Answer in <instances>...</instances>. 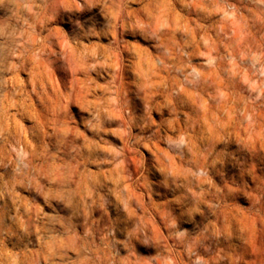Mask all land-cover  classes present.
<instances>
[{
  "label": "rangeland",
  "instance_id": "1",
  "mask_svg": "<svg viewBox=\"0 0 264 264\" xmlns=\"http://www.w3.org/2000/svg\"><path fill=\"white\" fill-rule=\"evenodd\" d=\"M189 124L212 182L246 184L214 215L156 194L161 154L182 167L158 136ZM261 180L264 0H0V264H264ZM121 187L188 250L130 239Z\"/></svg>",
  "mask_w": 264,
  "mask_h": 264
},
{
  "label": "clouds",
  "instance_id": "2",
  "mask_svg": "<svg viewBox=\"0 0 264 264\" xmlns=\"http://www.w3.org/2000/svg\"><path fill=\"white\" fill-rule=\"evenodd\" d=\"M111 15L113 31H115L116 28L123 27L125 20H128L129 23L134 22L132 18H129L126 15L122 16L119 11L114 12ZM150 26L151 22L149 21V23L145 25V28L150 29ZM82 54L90 57L94 61L96 60L95 53L87 48L82 50ZM160 63L162 64L163 61H160ZM206 63L211 65L212 61L208 60ZM89 67L94 69L95 64H90ZM185 67L186 66L177 67L175 68V71L182 75V82L191 85L195 83L194 78L198 79L200 74L193 70L185 75ZM138 75L143 76L145 74L138 73ZM137 87L142 90L141 84L138 83ZM93 119H95V117ZM245 119H247V117H245ZM145 126V124L140 125V127ZM190 130L191 124L187 126L184 133L176 131L175 135H169L168 132L165 131L163 135L158 136V139L165 144L166 148L177 155L182 167H175L172 161L168 160L163 154H161L162 164L159 168V172L162 175L155 178V187L157 189L156 194L159 196L161 190H163L164 193H172L173 195L179 193V195H177L176 203L181 206V217H183L189 209L192 211H198L201 206H204V211L209 215H214L220 213L223 203L227 199L233 198L236 195L237 190L242 191L246 187V184L244 183V178L241 176L240 183L235 187H228L225 185L223 188H218L212 182L209 175L210 165L204 160L205 155L212 156V153L208 151L207 147L203 144L201 145V148H196L193 144L192 136L187 135V132ZM158 132L159 129L157 130V133ZM157 133H154V135H157ZM13 151H15V149H13ZM18 156H20L23 167L27 168V165L23 164V154L18 153ZM215 163L216 159L214 158L211 166L214 167ZM258 187L264 189V180H261ZM119 191L122 194L121 202L126 205L125 210L131 211L132 216L135 217V228L129 233L130 239L135 238L144 246H159L166 254L169 253L170 249L176 247H181L185 251L188 250L189 241L187 239V233L186 231L177 228L175 217L170 213L159 215V227L163 228L164 232L167 233V236H165L158 228L154 227L155 220L153 219L154 212L152 211L154 206L150 201L147 205L137 202L135 210L132 211L127 207L126 189L121 187ZM185 223L191 225V217H189ZM169 240L172 241L171 245L168 244ZM82 250L88 251V249L83 248V246ZM174 258L176 264H182L179 253H175ZM153 264H155V258ZM167 264H171V262L169 261Z\"/></svg>",
  "mask_w": 264,
  "mask_h": 264
}]
</instances>
